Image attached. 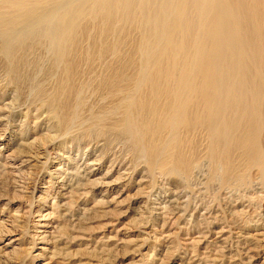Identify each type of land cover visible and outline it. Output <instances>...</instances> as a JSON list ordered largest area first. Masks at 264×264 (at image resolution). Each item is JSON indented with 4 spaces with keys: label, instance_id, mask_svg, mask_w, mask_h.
<instances>
[{
    "label": "rangeland",
    "instance_id": "obj_1",
    "mask_svg": "<svg viewBox=\"0 0 264 264\" xmlns=\"http://www.w3.org/2000/svg\"><path fill=\"white\" fill-rule=\"evenodd\" d=\"M105 1L43 0L42 4H33V9L53 4L48 20L52 22L61 16L65 27L69 23L66 34L71 38L60 46L44 32L43 24H38V10L29 17L35 26L26 40L27 31L0 36V264H264V185L255 170L243 171L245 163L233 152L234 169L229 173L243 174L247 183L223 181L226 173L222 164L206 159L209 142L205 133L195 130L188 135L175 134L159 131L154 125L155 121L169 124L174 119L175 112L166 105L172 102L171 95L168 101L161 95L157 104L160 110L147 116L139 106V99L145 101V106L157 103L149 87L140 86L149 78L150 71L139 59L162 46L163 41L157 36H162L164 31L158 34L160 20L153 16L159 1L133 0V16L126 23L116 8L113 17L106 15L109 7L102 6ZM115 1L121 0H112ZM203 2L172 0V13L181 11L180 3L195 12L204 6ZM213 2L216 6L217 0ZM244 2L248 9L260 15L259 7L251 8L252 1ZM0 3L1 20L15 19L16 12ZM213 8L207 7L202 13L210 17ZM168 18L171 20V15ZM249 25L247 21L241 23L244 38L241 37V46L235 45L239 55L226 63L230 51L223 52L226 61L213 68L215 71L200 64V59L212 58L213 52L211 43L203 54L205 57L198 55V47L206 39L203 29L193 30L190 49L179 44L175 52L179 59L177 68L184 66L186 71L193 68L195 72H207L214 85L212 90L224 87L223 93L220 88L217 94L218 108L211 104L203 112L197 109L199 119H246L238 117L235 111L230 86L237 84L243 62L253 78L262 79L254 68L264 64V52L259 50L262 46L256 37L257 33L264 34V29L256 31L253 37L258 48L256 54L245 58ZM74 33L79 36L75 37L73 55L68 56L72 66L69 64L71 72L64 81L65 68L62 63L53 62V53L58 50L65 55ZM7 49H13L9 56H5ZM191 83L192 87L198 84L196 80ZM64 84L72 90L65 109L64 96L69 91L64 90ZM257 89L256 99L247 95L241 102L252 115L256 114L247 115V119H264V85ZM53 99L56 100L51 103ZM130 122L137 125L132 133L124 127ZM196 157L199 173L182 176L175 166L177 161L187 163L197 160Z\"/></svg>",
    "mask_w": 264,
    "mask_h": 264
},
{
    "label": "bare ground",
    "instance_id": "obj_2",
    "mask_svg": "<svg viewBox=\"0 0 264 264\" xmlns=\"http://www.w3.org/2000/svg\"><path fill=\"white\" fill-rule=\"evenodd\" d=\"M3 2L6 6L8 5L12 11L16 12L14 15H16L15 19L12 21H2L0 17V26L2 27L0 31V36H6L8 34L11 35L12 31H27V35L24 36V39L26 40L30 35V31L33 29L35 26L34 23L29 21L30 15H32L34 10H38L40 12L37 13L36 18H38L40 21H38V24H43V30L44 32L49 35L51 38V41L54 40L55 45L60 46L61 44H64V41L68 42V39L71 38L68 36L67 30H69L67 27L69 26H64V21L61 20V16H58L57 19L54 21H49L48 17H50L52 11L49 10V8H52V5H46L44 8H41L42 5L35 6L33 9L32 5L33 4H42L43 0H0V2ZM85 1V0H84ZM159 1V7L157 9L156 14L153 16H157V21L160 22V28L158 31V34L160 32H163L162 36L158 35L159 39H162V46L161 48L157 51L154 52L153 54H149L147 57L139 59L142 64L145 65L146 70L150 71L149 72V78L145 79L144 83H141L140 86H148L150 95L154 97V101L157 103H154V105H146L145 106V101L143 102L142 100H138L139 106L141 109L145 112L143 115L147 116V113L150 112H157L160 110L158 104V101L162 98L160 97L161 95L165 96L168 101L169 99L172 100L171 103L167 105V108L171 109L172 112H175V117L174 119H170L169 124L167 122L163 121H155L153 122L155 126H157L160 130H168L171 133L177 134V133H184L188 135L190 132H193L195 130H200L202 133H205L206 138L208 139L209 142V149L207 152L206 159L208 161H212L213 163H221L222 166L224 167V171L226 174H224L223 181L228 180L229 182H244L247 183V180H245L244 175L236 176L234 175V172L229 173L230 169H234L231 166V163L234 161L231 158V155L233 152H236L238 154L239 159H242V163H245V169H253L256 172V175L259 177L261 183L264 185V157H263V151H264V134L261 135L262 133V127L264 125V119H247L248 117L252 115L250 112L251 110H248L245 108L244 105L241 104L242 100L244 97L247 95L250 96L252 99L254 96V99H256V93H257V86H263L264 85V64H261L259 67H255V70H258L259 76L262 79H256L253 78L252 73L249 71L248 66H246V69H244V62L240 63V75L239 79L236 80L237 84L233 87L230 86L231 92H234L233 96L231 97V100L233 102H236L235 106V111H237V114L239 115L238 117L243 118L244 116L246 119H199L198 114L196 110L200 109L201 112H203L204 109H207L209 105L213 104L215 107L218 108L220 105V101L217 99V94L220 92V88L223 93V88L218 87L212 90V87L214 86L210 78L207 77V72L205 73H200V72H195L192 70H187L182 68H177L176 66L179 65V59L176 58L175 52L177 48L180 46L186 49H190L191 45L190 42L192 40L193 35V30L196 29H203L204 31V36L206 37L205 42L198 47V55L203 56L204 52L207 53L209 44L213 43V52L210 53L212 55V58H207L205 55L200 59V64H204L207 67H210V69L218 67V65L221 62H225V57L224 53L225 51L229 50L227 62L228 63L231 59H234V56L236 55V48L235 45H240L241 46V37L244 38V34L242 33V28H241V23L242 21H247L249 23V28L247 31V38L248 40H245L246 48L243 54L245 55V58H252L257 52V49L255 47V43H253L255 37V32L259 31V29H264V0H248L252 1V7L254 10H257V7L260 8V15L256 12L253 13L245 6V0H217L216 6L214 5L213 0H204V6L193 12L192 7L185 6L183 3H180V8L181 11L178 14H173L172 13V5L171 1L172 0H158ZM157 1V2H158ZM139 2V1H138ZM156 2V3H157ZM48 3V2H47ZM51 3V2H50ZM82 3V2H81ZM116 3H119L117 6L115 5ZM135 3V2H134ZM144 3V2H143ZM200 3V2H199ZM1 4V3H0ZM57 4V3H56ZM79 4V3H78ZM174 4V3H173ZM188 4V3H187ZM55 5V3H54ZM81 5V4H80ZM106 5L109 7V10L106 12V15L109 17H113L115 8L119 12L120 16H124V23H126L127 20L132 18L133 14V0H121V1H115L114 3L112 0H106L105 2L102 3V6ZM144 6V5H143ZM191 6V5H190ZM7 7V6H6ZM8 7V8H9ZM99 7V6H97ZM151 7V6H150ZM213 8L214 13L209 17L205 16L202 12L206 8ZM1 8V7H0ZM47 8V9H46ZM143 8V7H142ZM146 8V7H145ZM10 9V10H11ZM74 9V8H73ZM99 9V8H98ZM155 9V10H156ZM174 9V7H173ZM5 11H7L5 9ZM3 11V12H5ZM80 11V10H79ZM141 11V9H140ZM144 11V9H143ZM150 11V9H149ZM2 12V11H1ZM11 12V11H10ZM37 12V11H36ZM155 12V11H154ZM193 12V13H192ZM255 12V11H254ZM7 13H9L7 11ZM12 13V12H11ZM12 13V14H13ZM71 13V12H70ZM86 13V12H85ZM91 13V11H90ZM136 13V12H135ZM153 13V12H152ZM6 14V13H4ZM64 16V12L61 13ZM144 14V13H143ZM11 15V14H10ZM171 15V20L168 18V16ZM194 15L195 17H193ZM1 16V15H0ZM6 16V15H5ZM4 16V17H5ZM7 16H9L7 14ZM7 16L5 18H7ZM140 16V15H139ZM144 16V15H143ZM142 16V19L144 20ZM10 17V16H9ZM71 17V16H70ZM100 17V16H99ZM135 17V15H134ZM146 17V16H145ZM207 17H209L207 19ZM152 18V17H151ZM88 20V19H87ZM132 20V19H131ZM139 20H141L139 18ZM142 20V21H143ZM80 21V20H79ZM104 21V20H103ZM113 21V20H112ZM141 21V22H142ZM150 21V20H149ZM69 22V21H68ZM82 22V21H81ZM86 22V21H85ZM110 22V20H109ZM121 22V21H120ZM136 22V21H135ZM88 23V22H87ZM122 23V22H121ZM140 23V22H139ZM144 23V22H143ZM151 23V22H150ZM84 24V23H83ZM86 24V23H85ZM99 24V21H98ZM97 24V25H98ZM105 24V23H104ZM113 24V23H112ZM130 24V22H129ZM142 24V23H141ZM140 24V25H141ZM260 24V27H259ZM109 25V24H108ZM144 25V24H143ZM158 25V24H157ZM91 26V25H90ZM93 26V25H92ZM113 26V25H112ZM159 26V25H158ZM158 26L155 28V30H158ZM83 27V26H82ZM118 27V26H117ZM197 27V28H196ZM259 27V28H258ZM84 28V27H83ZM88 28V26H87ZM112 28V27H111ZM120 28V26H119ZM122 28V27H121ZM142 28V27H141ZM145 28V27H144ZM98 29V28H97ZM124 29V28H123ZM108 30V29H107ZM118 30V29H117ZM42 31V30H40ZM98 31V30H97ZM111 31V30H110ZM124 31V30H123ZM141 31V30H140ZM150 31V30H149ZM82 32V30H81ZM86 32V31H85ZM89 32V30L87 31ZM102 32V31H101ZM125 32V31H124ZM127 32V31H126ZM199 32V31H198ZM256 32V33H257ZM100 33V32H99ZM117 33V32H115ZM123 33V32H122ZM129 33V32H128ZM197 33V31H196ZM32 34V33H30ZM88 34V33H87ZM86 34V35H87ZM97 34V33H96ZM95 34V35H96ZM105 34V33H104ZM108 34V32H107ZM199 34V33H198ZM243 34V35H242ZM19 34H14L12 36H17ZM82 35V34H81ZM80 35V36H81ZM98 35V34H97ZM119 35V34H118ZM124 35V34H123ZM156 35V34H155ZM202 35V34H201ZM20 36V35H19ZM33 36V35H32ZM44 36V35H43ZM73 36V33H72ZM78 37L76 33H74V39L70 43H68V48L65 51V55L61 53L60 51L56 50L55 53H53V62L55 64H61L63 65V68H65L64 75V81L68 78L69 73L71 72L70 66L71 65L68 56L73 53V46H75V37ZM94 36V35H93ZM122 36V35H121ZM127 36V35H126ZM147 37V35L145 36ZM257 40H259L262 48H259L262 53V49L264 52V34L263 33H257ZM86 38V37H84ZM107 38V36H106ZM109 38V37H108ZM115 38V36H114ZM117 38V37H116ZM151 38V37H150ZM23 39V38H22ZM40 39V38H39ZM66 39V40H65ZM82 39V38H81ZM94 39V38H93ZM92 39V41H93ZM101 39V38H100ZM158 39V38H157ZM197 39V38H196ZM17 40V39H16ZM35 40V39H34ZM88 39L86 38V41ZM105 40V39H104ZM117 40V39H116ZM141 40V39H140ZM148 40V39H147ZM89 41V40H88ZM91 41V42H92ZM118 41V40H117ZM122 41V40H120ZM143 41V39H142ZM194 41V40H193ZM196 41V40H195ZM32 42V41H31ZM38 42V41H37ZM80 42V41H79ZM84 42V41H83ZM102 42H104L102 40ZM125 42V41H124ZM130 42V41H128ZM132 42V41H131ZM140 42V41H139ZM155 42V41H154ZM48 43V42H47ZM134 43V42H133ZM25 44V43H24ZM42 44V43H41ZM46 44V43H45ZM81 44V43H80ZM91 44V43H90ZM114 44V42H113ZM116 44V43H115ZM120 44V43H118ZM125 44V43H124ZM136 44V43H135ZM150 44V43H149ZM156 44V43H155ZM257 47H258V43ZM23 45V44H22ZM50 45V43H49ZM88 45V44H87ZM93 45V44H92ZM123 45V43H122ZM141 45V43H140ZM161 45V44H160ZM14 46V45H13ZM19 46V45H18ZM25 46V45H24ZM65 46V45H64ZM95 46V45H94ZM105 46V45H104ZM117 46V44L115 45ZM114 46V48H115ZM121 46V45H120ZM127 46V45H126ZM133 46V45H132ZM150 46V45H149ZM260 46V45H259ZM41 47V46H40ZM73 47V48H72ZM89 47V46H88ZM130 47V46H129ZM244 47V46H243ZM17 48V47H15ZM79 48V47H78ZM82 48V47H81ZM94 48V47H93ZM11 49V48H10ZM44 49V48H43ZM55 49V48H54ZM97 49V48H95ZM123 49V47H122ZM131 49V48H130ZM87 50V49H86ZM110 50V49H109ZM115 50V49H114ZM127 50V49H126ZM136 50V49H135ZM152 50V49H151ZM211 50V49H210ZM13 51V49H12ZM11 50H6L5 51V56L11 55L13 52ZM140 51V50H139ZM145 51V50H144ZM78 52V51H77ZM115 52V51H114ZM134 52V50H133ZM149 52V51H148ZM96 53V52H95ZM104 53V52H103ZM123 53V51H122ZM142 53V50H141ZM140 53V54H141ZM145 53V52H144ZM197 53V49H196ZM205 53V54H206ZM75 54V53H74ZM120 54V53H119ZM125 54V53H124ZM131 54V52H130ZM139 54V52L137 53ZM192 54V53H191ZM259 54V53H258ZM73 55V54H72ZM106 55V54H105ZM111 55V54H110ZM117 55V54H115ZM134 55V54H133ZM136 55V54H135ZM142 55V54H141ZM140 55V56H141ZM180 55V54H179ZM184 55V54H183ZM239 54L236 55V57ZM79 56V55H78ZM94 56V55H93ZM186 56V55H185ZM199 56V57H200ZM87 57V56H86ZM179 57V56H178ZM181 57V56H180ZM93 58V57H92ZM127 58V57H125ZM129 58V57H128ZM133 58V56H132ZM139 58V57H138ZM184 58V56H183ZM197 58V57H196ZM242 56L240 57V59ZM10 59V58H9ZM79 59V58H78ZM91 59V58H90ZM75 60V59H74ZM86 61V59H84ZM101 60V59H99ZM123 60V59H122ZM136 60V59H135ZM196 60V59H195ZM251 60V59H250ZM49 61V60H48ZM81 61V58H80ZM102 61V60H101ZM119 61V60H118ZM117 61V62H118ZM187 61V59H186ZM50 62V61H49ZM64 62V63H63ZM68 62V63H67ZM111 62V61H110ZM121 62V61H120ZM131 62V61H129ZM139 62V61H137ZM196 62V61H195ZM237 62V61H236ZM86 63V62H85ZM84 63V64H85ZM95 63V62H94ZM133 63V62H132ZM191 63V62H190ZM233 63V62H232ZM131 64V63H130ZM135 64V63H134ZM138 64V63H137ZM147 64L150 65V68H148ZM247 64V63H246ZM86 65V64H85ZM94 65V64H93ZM116 64H114L115 66ZM184 65V64H183ZM195 65V64H194ZM72 66V65H71ZM102 66V65H101ZM187 66V65H186ZM257 66V65H255ZM53 67V65H52ZM112 67V66H111ZM131 66L129 65V68ZM135 67V66H133ZM144 67V66H143ZM144 67V70H145ZM196 67V66H195ZM194 67V68H195ZM203 67V66H202ZM220 67V66H219ZM234 67V66H233ZM254 67V66H253ZM117 68V67H116ZM120 68V67H119ZM188 68V67H187ZM198 68V67H197ZM223 68V67H222ZM230 68V67H229ZM53 69V68H52ZM90 69V68H89ZM136 69V68H135ZM142 69V68H141ZM191 69V68H190ZM201 69V68H200ZM208 69V68H207ZM209 69V70H210ZM232 69V68H231ZM88 70V69H87ZM113 70V69H112ZM117 70V69H116ZM119 70V69H118ZM125 70V67H124ZM195 70V69H194ZM205 70V69H204ZM208 70V71H209ZM217 70V69H216ZM224 70V69H222ZM226 70V69H225ZM230 71V69H227ZM234 70V69H233ZM236 70V69H235ZM11 71V70H10ZM106 71V70H105ZM137 71V70H136ZM140 72L143 71L139 70ZM203 71V69H202ZM207 71V70H206ZM211 71V70H210ZM215 71V70H213ZM221 71V70H220ZM253 71V68H252ZM62 72V71H61ZM77 72V71H76ZM90 72V71H89ZM93 72V71H92ZM131 72V70H130ZM217 72V71H216ZM58 73V72H57ZM85 73V72H84ZM101 73V72H100ZM234 73V71H233ZM254 73V72H253ZM82 74V73H81ZM107 74V73H106ZM112 74V73H111ZM118 74V73H117ZM133 74V72H132ZM135 74V73H134ZM138 74V73H137ZM209 74V73H208ZM223 74V73H222ZM235 74V73H234ZM256 74V73H255ZM85 75V74H84ZM115 75V74H114ZM121 75V74H120ZM140 75V74H139ZM226 75V74H225ZM60 76V74H59ZM98 76V75H97ZM101 76V75H100ZM109 76V75H108ZM125 76V75H124ZM133 76V75H132ZM210 76V75H209ZM223 76V75H222ZM221 76V77H222ZM256 76V75H255ZM80 77V76H79ZM103 77V76H101ZM116 77V76H115ZM225 77V76H224ZM63 78V77H62ZM70 78V77H69ZM77 78V76H76ZM107 78V77H106ZM125 78V77H124ZM133 78V77H132ZM232 78V77H231ZM236 78V77H235ZM103 79V78H102ZM109 79V78H108ZM226 79V78H225ZM229 79V76L227 77ZM63 80V79H62ZM73 80V79H72ZM90 80V79H89ZM101 80V79H100ZM111 80V79H110ZM129 80V78H128ZM131 80V79H130ZM133 80V79H132ZM144 80V79H143ZM192 80H196L198 82L197 85L192 87ZM223 80V79H222ZM122 81V79H121ZM142 81V80H141ZM140 81V82H141ZM216 81V80H215ZM235 81V82H236ZM40 82V81H39ZM60 82V81H58ZM75 82V81H74ZM96 82V81H95ZM127 82V80H126ZM135 82V79H134ZM176 82V83H175ZM224 82V81H223ZM231 82V81H230ZM89 83V81H88ZM120 83V82H119ZM122 83V82H121ZM130 83V82H129ZM175 83V85H174ZM72 84V83H71ZM80 84V83H79ZM131 84V83H130ZM225 84V82H224ZM58 85V84H57ZM56 85V86H57ZM74 85V84H73ZM116 85V84H115ZM133 85V84H132ZM135 85V84H134ZM217 85V84H215ZM98 86V85H97ZM102 86V85H101ZM111 86V85H110ZM81 87V86H80ZM96 87V86H95ZM113 87V86H112ZM124 87V86H123ZM59 88V87H58ZM82 88V87H81ZM97 88V87H96ZM106 88V87H105ZM120 88V87H119ZM125 88V87H124ZM139 88V87H138ZM147 88V87H146ZM63 89V87H62ZM127 89V88H126ZM135 89V88H134ZM218 91H217V90ZM229 89V88H228ZM245 89V90H244ZM260 89V87H259ZM64 90L69 91L68 94L65 95L64 91V109L67 108V102L66 99L72 95V90L67 89V86L64 84ZM75 90V89H74ZM113 90V89H112ZM119 90V89H118ZM123 90V88H122ZM41 91V90H40ZM107 91V90H106ZM116 91V90H114ZM121 91V90H119ZM138 91V90H137ZM144 91V90H143ZM229 91V90H228ZM246 91V93H245ZM39 92V91H38ZM52 92V91H51ZM59 92V91H58ZM57 92V94H58ZM77 92V91H75ZM74 92V93H75ZM111 93V92H109ZM138 93V92H137ZM117 94V93H116ZM121 94V93H119ZM118 94V95H119ZM143 94V92H142ZM145 94V93H144ZM149 94V93H148ZM43 95V94H41ZM45 95V94H44ZM43 95V96H44ZM78 95V93H77ZM76 95V96H77ZM108 95V94H107ZM106 95V96H107ZM114 95V94H113ZM123 95V94H122ZM149 95V96H150ZM219 95V94H218ZM232 95V93H231ZM262 95V94H259ZM61 96V95H60ZM63 96V95H62ZM112 96V95H111ZM128 96V95H127ZM147 96V95H146ZM150 96V97H151ZM230 96V95H229ZM54 97V96H53ZM56 97V96H55ZM73 97V96H72ZM113 97V96H112ZM120 97V96H119ZM124 97V96H123ZM126 97V96H125ZM124 97V98H125ZM144 97V95H142ZM151 97V98H152ZM49 98V97H48ZM57 98V97H56ZM79 98V96L77 97ZM116 98V97H115ZM136 98V97H135ZM148 98V97H146ZM52 99V98H51ZM134 99V98H133ZM150 99V98H149ZM56 99H53L51 101L54 102ZM116 100H118L116 98ZM222 100V99H221ZM229 100V99H228ZM258 100V99H257ZM121 101V100H120ZM153 101V102H154ZM170 101V100H169ZM59 102V101H57ZM150 102V101H149ZM225 102V101H224ZM223 102V103H224ZM249 102V101H248ZM9 103V102H8ZM148 103V102H147ZM231 103V102H230ZM110 104V103H109ZM113 102L111 103V105ZM115 104V103H114ZM131 104V103H130ZM153 104V103H152ZM53 105V104H52ZM63 105V104H62ZM71 105V103H70ZM248 105V104H247ZM78 105H76L77 107ZM117 106V105H116ZM55 107V106H54ZM75 107V108H76ZM162 107V106H160ZM164 107V106H163ZM248 107V106H247ZM110 108V107H109ZM136 108V107H135ZM138 108V107H137ZM224 108V107H223ZM113 109V108H112ZM140 109V110H141ZM162 108L161 110H163ZM225 109V108H224ZM167 110V109H166ZM197 110V111H198ZM217 112V109H215ZM67 111V110H66ZM108 111V110H107ZM132 111V110H131ZM136 111V110H135ZM212 111V110H211ZM133 113V112H132ZM199 113V112H198ZM233 113V112H232ZM59 114V113H58ZM109 114V113H108ZM173 114V115H174ZM228 114V113H227ZM137 115V114H136ZM141 115V114H140ZM203 115V114H202ZM217 115V114H216ZM224 115V113H223ZM222 115V116H223ZM256 114H253L254 116ZM74 116V115H73ZM113 116V114H112ZM116 116V115H115ZM114 116V117H115ZM142 116V115H141ZM144 116V118H145ZM164 117V115H162ZM168 116V115H167ZM234 116V115H233ZM72 117V116H71ZM137 117V116H136ZM150 117V116H149ZM203 117V116H202ZM229 117V116H228ZM231 117V116H230ZM151 118V117H150ZM160 118V117H159ZM167 118V117H166ZM163 118V119H166ZM169 118V117H168ZM176 118V119H175ZM214 118V117H213ZM217 118V117H216ZM225 118V117H224ZM141 119V118H140ZM147 119V118H146ZM158 119V118H157ZM162 119V118H161ZM117 120V119H116ZM152 120V119H151ZM154 120V118H153ZM156 120V118H155ZM118 121V120H117ZM134 121V120H133ZM132 121V122H133ZM167 121V120H166ZM143 123L144 119H143ZM152 123V122H151ZM150 123V125H151ZM149 124L142 125L148 127ZM153 125V127H154ZM126 131L128 132H133L136 130L137 125L134 123H127L124 126ZM156 128V127H155ZM141 130V128H140ZM139 130V131H140ZM144 130V128H143ZM149 130V129H148ZM155 130V129H154ZM264 130V129H263ZM150 131V130H149ZM143 132V131H142ZM147 132V131H146ZM158 132V131H157ZM264 132V131H263ZM140 133V132H139ZM161 133V132H160ZM159 133V134H160ZM170 133V134H171ZM150 134V133H149ZM169 134V133H168ZM191 134V133H190ZM148 135V134H147ZM146 135V136H147ZM152 135V134H151ZM164 136V135H163ZM167 136V135H165ZM193 136V135H192ZM53 137V136H52ZM133 137V136H132ZM131 137V138H132ZM184 137V135H183ZM51 138V136H50ZM135 138V137H134ZM164 138V137H163ZM159 139V138H158ZM166 139V137H165ZM164 139V141H165ZM180 138H177V140ZM189 139V138H188ZM38 139H36L37 141ZM40 140V139H39ZM38 140V141H39ZM144 140V139H143ZM149 140V139H148ZM157 140V139H156ZM176 140V138H175ZM184 140V139H183ZM191 140V139H190ZM196 140V139H195ZM34 141V140H33ZM32 141V142H33ZM41 141V140H40ZM163 141V140H161ZM160 141V142H161ZM167 141V140H166ZM197 141V140H196ZM159 142V143H160ZM180 142V141H179ZM41 143V142H40ZM143 143V142H142ZM162 143V142H161ZM184 143V142H183ZM182 143V144H183ZM194 143V142H193ZM196 143V142H195ZM31 144V143H30ZM36 144V143H35ZM45 144V143H43ZM48 144V143H47ZM136 144V143H135ZM166 144V143H165ZM187 144V143H186ZM29 145V144H28ZM33 146V145H32ZM42 146V145H41ZM44 146V145H43ZM47 146V145H45ZM152 147V146H151ZM155 147V146H154ZM161 147V146H160ZM181 147V146H178ZM184 147V146H183ZM187 147V146H186ZM195 147V146H194ZM43 148V147H42ZM149 148V147H148ZM153 148V147H152ZM163 148V146H162ZM188 148V147H187ZM39 149V148H38ZM155 149V148H154ZM186 149V148H185ZM195 149V148H194ZM27 150V149H26ZM41 150V149H40ZM162 150V149H161ZM160 150V151H161ZM173 150V149H171ZM183 150V149H182ZM39 151V150H38ZM151 151V150H150ZM184 151V150H183ZM35 152V151H34ZM155 152V151H153ZM170 152V151H169ZM180 152V151H179ZM188 152V151H187ZM27 153V152H26ZM39 153V152H38ZM41 153V152H40ZM163 153V152H162ZM185 153V152H184ZM32 154V153H31ZM161 153H159L160 155ZM149 155V154H148ZM152 155V154H151ZM165 155V153H164ZM191 155V153H190ZM28 156V155H27ZM34 156V154H33ZM36 156V155H35ZM38 156V155H37ZM156 156V155H155ZM30 157V156H29ZM149 157V156H148ZM151 158V157H149ZM148 158V159H149ZM174 158V157H173ZM34 159V158H32ZM178 159V158H177ZM197 159V157H196ZM188 160V159H187ZM33 161V160H32ZM92 163V162H89ZM88 163V164H89ZM240 163V162H239ZM87 164V163H86ZM85 164V165H86ZM156 164V163H155ZM162 165V164H161ZM12 166V165H11ZM16 166V165H15ZM21 166V165H20ZM175 166L178 168V172L181 170L182 176H188L193 173L198 174L199 169H198V159L197 160H189L187 163L183 161L181 163L180 161H177ZM18 168V167H17ZM165 168V167H164ZM175 168V170H177ZM238 168V167H237ZM161 170V168H160ZM223 171V172H224ZM247 172V171H246ZM123 173V172H122ZM168 173V172H167ZM176 173V172H175ZM180 173V172H179ZM237 173V172H236ZM14 175V174H13ZM17 176V175H16ZM57 177V176H56ZM102 177V176H101ZM15 178V177H14ZM86 178V177H85ZM84 178V179H85ZM100 178V177H99ZM60 179V178H59ZM96 179V178H95ZM118 179V178H117ZM90 180V179H89ZM88 181V180H86ZM91 181V180H90ZM97 181V180H96ZM111 181V180H110ZM117 181V180H116ZM58 182V181H57ZM94 182V181H93ZM114 180L112 179V183ZM93 184V183H92ZM107 184V183H106ZM95 185V184H94ZM100 185V183H99ZM98 185V186H99ZM67 189V188H66ZM63 190V189H62ZM67 191V190H66ZM60 195V194H59ZM66 195V194H65ZM58 203V202H57ZM59 204V203H58ZM60 205V204H59ZM58 205V206H59ZM68 206V205H67ZM64 207V206H63ZM105 210V209H104ZM45 213V212H44ZM43 213V215H44ZM66 213V212H65ZM49 214V212H47ZM62 214V213H61ZM60 214V215H61ZM39 215V214H38ZM51 214H49L50 216ZM41 217V215H40ZM43 219V216L41 217ZM49 218V217H48ZM41 219V220H42ZM47 220V218H46ZM34 221V220H33ZM37 225V224H34ZM39 225V224H38ZM41 225V224H40ZM70 225V224H69ZM48 226V225H47ZM55 226V225H54ZM74 226V225H73ZM42 227V226H41ZM76 228V227H75ZM220 234V232H219ZM46 235V234H45ZM44 236V235H43ZM41 239V238H40ZM249 250V249H248Z\"/></svg>",
    "mask_w": 264,
    "mask_h": 264
}]
</instances>
